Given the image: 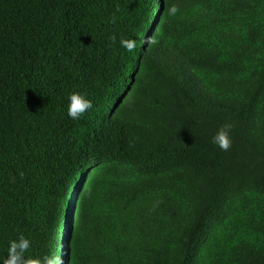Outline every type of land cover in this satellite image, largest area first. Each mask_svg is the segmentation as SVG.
<instances>
[{
	"label": "trees",
	"instance_id": "1",
	"mask_svg": "<svg viewBox=\"0 0 264 264\" xmlns=\"http://www.w3.org/2000/svg\"><path fill=\"white\" fill-rule=\"evenodd\" d=\"M21 234L59 264H264V0H0V258Z\"/></svg>",
	"mask_w": 264,
	"mask_h": 264
},
{
	"label": "clouds",
	"instance_id": "2",
	"mask_svg": "<svg viewBox=\"0 0 264 264\" xmlns=\"http://www.w3.org/2000/svg\"><path fill=\"white\" fill-rule=\"evenodd\" d=\"M167 4V0H165ZM169 15H176L178 7L173 4L166 8ZM121 46L133 51L135 48V41L132 39H122ZM67 115L72 119L78 121L81 117L93 108V101L86 95L75 91L67 96ZM233 125L226 123L221 129L212 137V143L218 146L223 151H228L232 147L231 131ZM32 247V241L21 234L18 239L10 240L7 247V256L0 258V264H59L58 257L54 255H45L43 258L34 259L26 255ZM63 256V254H61ZM61 258V257H60ZM64 264H69V259H64Z\"/></svg>",
	"mask_w": 264,
	"mask_h": 264
}]
</instances>
